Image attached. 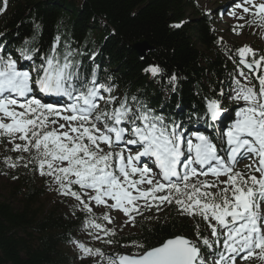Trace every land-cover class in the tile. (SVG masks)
I'll return each mask as SVG.
<instances>
[{
	"label": "snow or ice",
	"instance_id": "1",
	"mask_svg": "<svg viewBox=\"0 0 264 264\" xmlns=\"http://www.w3.org/2000/svg\"><path fill=\"white\" fill-rule=\"evenodd\" d=\"M2 3L0 13L8 0ZM227 15L236 21L234 34L248 27L264 39V0H230ZM60 42L58 34L41 53L24 41L20 60L39 55L29 69L12 54H0V143L18 153L4 155L3 164L45 178L50 191L74 201V216L84 214L87 234L101 240L103 233L106 244L116 242V231L101 221L113 224V212L128 227L137 217L158 219L145 213L169 207L194 222V239L174 235L152 246L133 240L137 250L131 254L109 256L72 240L77 257L99 256L93 264H264V53L248 44L229 48L222 36L214 41L236 73L231 91L218 95L239 106L213 139L200 131L187 136L182 125L166 121L136 95H114L111 75L102 80L99 65L85 71L79 58L85 53L67 45L61 50ZM143 71L156 78L164 70L148 65ZM177 81L173 72V91ZM225 112L221 99L205 97L202 118L210 126ZM243 160L249 163L241 169ZM96 207L105 210L97 215Z\"/></svg>",
	"mask_w": 264,
	"mask_h": 264
},
{
	"label": "trees",
	"instance_id": "2",
	"mask_svg": "<svg viewBox=\"0 0 264 264\" xmlns=\"http://www.w3.org/2000/svg\"><path fill=\"white\" fill-rule=\"evenodd\" d=\"M181 22L179 29L170 27ZM0 33V54H12L27 69L39 64V55L32 61L20 60L17 49L24 41L43 53L59 34L61 50L67 45L85 53L79 57L85 71L99 65L102 80L113 77L114 95H136L166 121L188 130L207 124L202 118L205 97L224 104L225 97L218 94L225 93L234 75L225 52L214 43L218 37L214 21L199 9L197 0H8L6 11L0 13ZM138 41L152 48L144 57L131 49ZM93 52L94 62L89 59ZM148 65L164 71L153 78L143 71ZM173 72L178 76L175 91L168 83ZM11 172L18 179L8 199L0 198V264H73L67 247L72 240L84 241L80 238L87 230L84 214L77 211L74 216L73 202L67 198L46 208L37 174L22 167ZM136 227L134 234L111 237L116 241L114 253L136 251L133 240L152 246L194 231L174 209L158 219L139 218Z\"/></svg>",
	"mask_w": 264,
	"mask_h": 264
},
{
	"label": "rangeland",
	"instance_id": "3",
	"mask_svg": "<svg viewBox=\"0 0 264 264\" xmlns=\"http://www.w3.org/2000/svg\"><path fill=\"white\" fill-rule=\"evenodd\" d=\"M197 4L199 6V9L203 13H206L208 14V16L212 17V19L214 20V27H215V30L218 36H222L224 38V41L227 44L236 45L237 47H240L244 44H248L254 49H259L262 53H264V39L261 38L258 30L254 34L253 29L245 27L242 30L241 35H236L232 32L231 27L234 23H236V21L234 18L227 15V12L229 10L230 0H197ZM0 6H3V4H0ZM230 62L234 66L233 62L232 61ZM231 84H230V88L228 89L227 93L231 91ZM62 99L63 98H61V102H62ZM225 105H227L228 108H223L226 110V112L224 113L225 114L224 116H226L225 118L229 120L228 123L231 124L232 119L235 118V109L239 105L235 104L234 102L229 101L227 98L225 100ZM186 135L189 136L188 133H186ZM6 154L14 155V156L18 155V153H13L10 151L6 152L4 143H0V198L1 199H8L9 191L11 189V186H13L14 184V180L11 177L12 169L6 167L2 162V158ZM247 163H249L248 160H243L239 164L238 167L243 169L244 165ZM221 179H223V177ZM37 183L38 185L42 186L45 191V195L43 196L42 201H43V205L46 208L50 207L53 201L62 200L65 198V197H61L60 195H58L55 191H50L49 186L45 184V178L40 177L38 174H37ZM52 187H55V186L53 185ZM67 199L74 203V201L71 200L70 198H67ZM13 203L14 205H17V202H13ZM170 209H173V208L171 207L165 208L164 212L162 213H147L146 212L145 215L146 216L156 215L160 217V216H164L167 212L170 211ZM104 210L105 209L103 207H96L94 209L97 215H101L104 212ZM175 214L178 215L176 211H175ZM112 215L115 217V222L113 224H107V222H105L106 227L114 229L116 233L118 234H134L137 232L136 226L135 227L123 226V220L125 218L122 216V214L118 212H113ZM178 216L181 217L180 215ZM139 218L140 217H137V219ZM182 218L186 219L188 224L194 227V222L190 218L188 217H182ZM200 223H201V228L203 229L204 224L202 221H200ZM87 231L88 230H83L80 235V238L84 240L83 243H85L86 246L91 247L93 249L100 248L107 255L109 253L114 254L113 250L116 249V246H114L113 244L104 243L105 236L103 235V233H100L102 237L101 240H94L87 234ZM185 236L194 239L195 238L194 231L190 232V235H185ZM67 248L69 249L70 254L74 257L73 264H93L94 260H100L99 256L88 257V258L81 260L77 257V250L75 249L74 244L69 245ZM100 264H105V262L101 261Z\"/></svg>",
	"mask_w": 264,
	"mask_h": 264
},
{
	"label": "water",
	"instance_id": "4",
	"mask_svg": "<svg viewBox=\"0 0 264 264\" xmlns=\"http://www.w3.org/2000/svg\"><path fill=\"white\" fill-rule=\"evenodd\" d=\"M131 49L138 57H144L152 48L146 41H138L131 45ZM108 255L111 256L112 254L109 253Z\"/></svg>",
	"mask_w": 264,
	"mask_h": 264
},
{
	"label": "bare ground",
	"instance_id": "5",
	"mask_svg": "<svg viewBox=\"0 0 264 264\" xmlns=\"http://www.w3.org/2000/svg\"><path fill=\"white\" fill-rule=\"evenodd\" d=\"M43 99L47 100L48 102H55L57 100L61 101V98L56 96H44Z\"/></svg>",
	"mask_w": 264,
	"mask_h": 264
}]
</instances>
